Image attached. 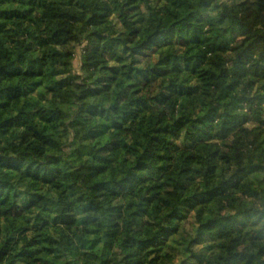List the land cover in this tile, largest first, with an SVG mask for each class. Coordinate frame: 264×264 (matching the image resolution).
Instances as JSON below:
<instances>
[{
    "label": "trees",
    "instance_id": "trees-1",
    "mask_svg": "<svg viewBox=\"0 0 264 264\" xmlns=\"http://www.w3.org/2000/svg\"><path fill=\"white\" fill-rule=\"evenodd\" d=\"M0 264H264V0H0Z\"/></svg>",
    "mask_w": 264,
    "mask_h": 264
},
{
    "label": "rangeland",
    "instance_id": "rangeland-1",
    "mask_svg": "<svg viewBox=\"0 0 264 264\" xmlns=\"http://www.w3.org/2000/svg\"><path fill=\"white\" fill-rule=\"evenodd\" d=\"M79 50V48H78ZM74 67H75V70L76 71H79V67H80V64H79V56L76 57L75 61H74Z\"/></svg>",
    "mask_w": 264,
    "mask_h": 264
}]
</instances>
